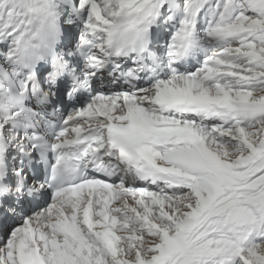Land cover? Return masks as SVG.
Segmentation results:
<instances>
[{
  "label": "snow or ice",
  "instance_id": "obj_1",
  "mask_svg": "<svg viewBox=\"0 0 264 264\" xmlns=\"http://www.w3.org/2000/svg\"><path fill=\"white\" fill-rule=\"evenodd\" d=\"M0 224V264H264V0H0Z\"/></svg>",
  "mask_w": 264,
  "mask_h": 264
}]
</instances>
